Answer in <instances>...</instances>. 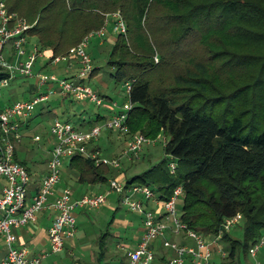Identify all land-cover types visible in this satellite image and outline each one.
I'll return each instance as SVG.
<instances>
[{
  "label": "trees",
  "instance_id": "trees-1",
  "mask_svg": "<svg viewBox=\"0 0 264 264\" xmlns=\"http://www.w3.org/2000/svg\"><path fill=\"white\" fill-rule=\"evenodd\" d=\"M0 3L9 14L30 23L28 44L35 38L43 55L49 52L42 70L55 58L68 56L90 33L101 31L107 17L121 14L127 33L113 30L104 44L111 78L116 84H131L125 136L140 134L152 141L166 135L164 152L179 164L170 163L175 166L170 175L186 170L178 179L156 177L155 188L146 181L150 171L126 186L149 187L163 202L182 188L180 222L203 239L220 243L223 264H242L240 258L249 256L264 236V0ZM96 73L95 68L91 78ZM36 87H30L31 95ZM96 93L104 100L98 108L107 110L114 104ZM115 115H98L86 127L90 130ZM17 155L15 151V161L27 169ZM67 166L78 173L79 181L91 179V185L98 178L105 182L119 177L116 170L81 155ZM238 215L237 229L226 231L225 221ZM240 230L242 238H233Z\"/></svg>",
  "mask_w": 264,
  "mask_h": 264
},
{
  "label": "built area",
  "instance_id": "built-area-1",
  "mask_svg": "<svg viewBox=\"0 0 264 264\" xmlns=\"http://www.w3.org/2000/svg\"><path fill=\"white\" fill-rule=\"evenodd\" d=\"M107 18L114 22L115 32L121 35L127 33V27L119 12ZM107 25L108 22L101 31L89 35L77 47L72 48L68 56L57 57L52 61L51 65L56 66L72 59L80 66L76 77L60 79L54 74L35 71V65L43 58V53L36 47L32 49L28 47L26 34L32 26L16 15L9 14L5 4L0 3V98L2 91L18 77L35 79L37 93H40L28 100L0 107V180L6 182L0 194V238H4L7 248L6 257L0 264H43L48 255L62 252L66 241L75 236L77 210L99 209L106 203V195H86L73 200L70 189L66 188L57 193L56 186L61 180L63 165L76 155L94 161L97 166L120 168L118 160L102 159L98 152H89L87 147L98 140L104 131L119 132L124 136L129 134L126 122L132 109L130 102L123 105L121 113L88 131H80L67 121L55 120L50 130L55 145L48 162V172L37 193L32 197L29 193L31 176L15 161V151L21 139V124L30 119L37 107L48 101L55 92L58 91L62 98H72L77 102H90L97 106L103 104L104 100L84 83L95 69L87 52L88 42L94 35L105 37ZM155 61L158 62V59ZM125 89L129 94L131 84H125ZM149 143L151 140L140 134L132 136L126 144L124 156H137L143 146ZM171 170L173 173L175 166L172 165ZM110 189L122 196V204L126 205L131 213L142 216L144 233L136 250L127 253L125 264H152L154 262L152 246L159 238H164L169 229L168 223L174 233L185 234L195 242V247H185L165 240L164 247L174 251L176 255L169 264H184L187 258H190L193 264H210L212 245L196 233L188 231L180 222L178 201L183 196L182 188H177L171 199L166 202L160 201L154 191L146 186L133 185L128 188L122 186L118 180H111ZM51 197H54V200L49 204ZM144 202L157 204L163 210V215L157 211L147 210ZM48 205L55 212L53 225L48 231L50 251L32 256L26 249L16 250L14 248L16 236L13 231L35 223L37 214ZM240 221V215L226 220L224 229L229 231ZM263 247L264 236L250 249V256L256 259Z\"/></svg>",
  "mask_w": 264,
  "mask_h": 264
},
{
  "label": "rangeland",
  "instance_id": "rangeland-1",
  "mask_svg": "<svg viewBox=\"0 0 264 264\" xmlns=\"http://www.w3.org/2000/svg\"><path fill=\"white\" fill-rule=\"evenodd\" d=\"M19 18L25 20V18L22 17ZM25 21L30 25V23L27 20ZM107 22L109 23L106 26L105 37L101 38L97 35H94L88 42L87 52L89 53V55L97 58L96 62H94L93 64L95 68L98 69V73L95 77L88 78L85 84L94 92H98L101 96H106L110 98L114 102V104H112V106H110L109 109L106 110V108L103 107L98 108L95 103H90V102L76 103V102L66 101L64 106L61 107L51 106L50 110L52 111V113L46 115L42 114L41 108L43 104L39 105L33 114L32 126H31L33 134L28 135L27 139L31 136L33 138L38 136L41 139V141L38 143H34L32 141L30 142L26 140L23 143L25 146L27 145V148H29L32 151L30 156L32 161H35L40 164L42 163L45 164L48 161L49 154L51 157V153H48V149L50 148V145L52 146L54 144V138L52 137L50 130L52 124L56 119L69 120L73 125L78 126L79 125L78 123L80 121L77 117L78 115H85L86 117L85 120L87 122L89 121L92 122L96 120L97 115L101 117H110L113 114H118L119 112H121L123 105L129 102L128 93L126 92L125 85L116 84L114 80L111 78L110 73H112L113 71L107 65L109 51H107L108 50L107 47L101 46V43L105 42V38H108L109 37L108 35H111L110 33H112V35L114 34L113 33L114 28H111L113 27L112 19L108 18ZM91 34L93 33H90L89 35ZM30 43L31 44L36 43V39L35 38L31 39ZM43 60L47 61L46 59ZM43 60L39 59V62ZM66 64H67L66 62H61L56 67L57 68L62 67L63 65L65 66ZM39 71L45 74H54L58 78L64 76L55 72L56 70L52 71L51 68L42 70L40 63L39 66L36 65V72ZM34 85H36L35 79L18 77L11 82L8 88L2 91L0 100L1 101L28 100L34 96L29 93L30 87ZM37 94L40 93H36L35 95ZM167 139L168 137L166 135L160 134L155 140H152L151 143L144 145L142 150L138 153L137 156L127 157L124 156V151L126 150V144L129 138L127 136H122L117 133L104 131L102 132L98 140L94 141L93 144L91 143V148L99 146L102 149V152L100 153V157L102 159H106L109 161L112 160L119 161L120 168L116 170V172L121 171V173L125 174V177H123L119 181L122 184V186H126L127 181H131L134 177L144 173H148L150 171L151 173L150 172L148 173L149 177L146 178V181L151 188H155L158 182H154L153 180L156 177L158 179L163 177L164 180L165 179L167 180L168 178L178 179L180 175L186 172V170H182V171L179 170L177 176L170 175L172 173L170 163L171 162L174 163L177 167L179 166V164L170 157L166 156L164 152L165 141ZM21 145L22 143L21 144L19 143V147ZM21 159L22 160L24 159V156H22V154H21ZM66 166L67 165L64 164L62 167L61 176L63 182L67 180L68 172L66 170ZM0 183H2V181ZM98 186H99L98 189H100L101 185ZM101 190H103L106 195V199H107L106 203L114 202L115 206L117 203L119 204L120 210L116 213L115 217L120 218L123 215L126 219L134 221V227H136L137 229L140 228L143 229V225L141 221H139L135 216L136 214L131 213L128 207L120 202L121 199L120 194H118L115 191H111L110 186L108 185H103ZM91 193L92 192L89 191L90 195ZM182 200H183V196L178 201L179 209L182 206ZM105 204L99 209H93V210L87 209L86 210L87 215L91 217V221L78 219L76 220V226H79V229L87 233L88 235L93 236L95 234H98V236L103 237L106 234L105 236L108 238L107 246L115 250L117 241L112 239L110 235L113 236L116 233H122V235H125V232L121 229H115L114 227H112V223H113L112 221L114 220V218H112L113 212L107 214L106 218H102L105 217L106 215L105 212H101ZM94 219H97L96 223ZM235 229L237 228L233 227L229 231L231 230L234 231ZM232 237L235 239H241L242 231L240 230L237 234L232 233ZM160 239L161 238H159L157 241H160ZM187 239L189 240L190 243H193V240H191L188 237ZM204 240L208 244L212 245L210 264H223L224 252L222 250L223 249L222 245L216 242L214 239L204 238ZM132 251L133 250L129 246L124 248L123 251L121 250V254L122 255L127 254ZM240 259L242 264H264V247L260 249L256 259L252 258L250 255L247 257L242 256ZM184 264H191V263L187 259L185 260Z\"/></svg>",
  "mask_w": 264,
  "mask_h": 264
},
{
  "label": "crops",
  "instance_id": "crops-1",
  "mask_svg": "<svg viewBox=\"0 0 264 264\" xmlns=\"http://www.w3.org/2000/svg\"><path fill=\"white\" fill-rule=\"evenodd\" d=\"M109 23V22H108ZM31 40H29V49L37 48L35 43L31 44ZM110 42V41H108ZM101 46H105L104 42L101 43ZM49 55V52H45L43 55L42 60L46 58V56ZM45 60L37 62V66H39V63L41 65V68L46 67ZM67 64L62 67H56L49 65L47 68H51V70H56L55 72L64 75L63 77H59L60 79H68V78H74L76 77L78 70H79V64L75 60H69L66 62ZM60 64V63H59ZM48 66V65H47ZM97 75V73L94 75V77ZM8 88V87H7ZM57 89L55 88V91ZM54 91V92H55ZM37 93V91H36ZM76 102L72 98H62L58 94V91L51 95L48 101L45 103H42L43 106L41 108L42 114H51L52 111L50 110L51 106H64L65 102ZM13 102V101H12ZM18 102V101H14ZM7 102L0 100V107L4 108L6 107ZM12 104V103H11ZM76 116V115H74ZM79 121V125L75 126L78 127L82 131H88L89 128L88 122L85 120V115H78L77 116ZM98 118V115H97ZM32 119L33 116L28 119L26 122L21 124L20 126V144L22 145L19 147V143L16 145V151L18 152L17 158L19 162L25 163L26 170L29 172L31 176V185L29 188L30 196H34L38 189L40 188V185L42 183L43 178L47 175L48 172V162L50 160V154L48 157V161L45 164H40L35 161H32L30 158L32 151L27 148V145L25 146L23 143L24 141H32L34 143H38L41 141V139L36 137H29L27 139L28 135H32L33 131L31 129L32 126ZM60 120V119H56ZM61 121H69V120H61ZM91 122V121H89ZM94 122V121H92ZM51 143V142H49ZM94 143V142H93ZM92 143V144H93ZM54 144L48 149V153H51ZM23 148V149H21ZM89 152H98L99 154L102 152V149L97 146L91 148V144L87 147ZM21 154L24 156V159H21ZM68 165V162L65 163ZM109 167V166H108ZM111 169H114L112 167H109ZM66 170L68 172L67 174V180L63 182L62 176L59 184L56 186V192L59 193L62 190L68 188L71 190L72 193V199L78 200L86 195H90L89 191H91V195H105L104 191L101 190L103 185L110 186V181L113 180L112 178H108L105 182L102 181L101 178L97 179L96 183H93L91 185V179L90 181H79L78 173L72 170H69V167L66 166ZM118 170V169H114ZM119 177L118 181H120L123 177H125L124 173H121V171L116 172ZM104 180V178H103ZM0 194L2 193V188L5 186L6 182L4 180H0ZM98 185H101L100 189H98ZM120 202L122 203V196L120 195ZM54 200V197L50 198L51 204ZM107 200V199H106ZM145 208L147 210L151 211H157L163 215V210L160 209V207L157 204H153L151 202H144ZM117 206V207H116ZM116 206L114 205V202H107L105 206L103 207V210L101 212H105L106 218L107 214H110L113 212L112 218L114 220L112 221V227L115 229H121L125 232V235H122V233H116L115 235L111 236L112 239L117 241L115 250L107 246V240L108 238L104 235L103 237L98 236V234L95 235H88L87 233L81 231L79 229V226H76V233L75 236L69 240L66 241L64 250L58 254H50L48 255L44 260L43 264H125L127 262V254H121V250L123 251L124 248L129 247L134 251L136 250L138 243L144 233V229L140 228L137 229L134 227V221L126 219L123 215L119 217H115L116 213L120 210L119 204L117 203ZM87 209H81L77 210L75 212L76 220L78 219H84L85 221H91V217L87 215ZM136 214V213H133ZM101 216V214H100ZM136 218L141 221L142 223V216L139 214L135 215ZM55 217V212L52 209L50 205H48L42 212L37 214V221L33 224H29L26 227H22L18 230H14L13 233L16 236V242L14 244V248L16 250L26 249L30 255L32 256H39L45 253H48L50 251V243H49V237H48V231L53 225ZM163 220L165 219L162 216ZM95 223L97 219H94ZM169 229L167 230L164 238H161L160 241H155L152 246V251L154 254V262L152 264H169L171 260H173L176 255L175 252L165 248L164 247V241H168L170 243L179 245V246H185V247H195V242L190 243L187 239V236L183 234H176L172 231L171 225L168 223ZM134 229V230H133ZM108 235V234H107ZM7 254V248H6V242L4 238H0V263L5 259ZM187 260V259H186ZM188 261L192 264V260L188 258Z\"/></svg>",
  "mask_w": 264,
  "mask_h": 264
}]
</instances>
